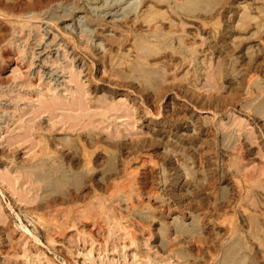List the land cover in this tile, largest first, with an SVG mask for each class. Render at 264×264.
<instances>
[{
    "label": "rangeland",
    "instance_id": "374dc122",
    "mask_svg": "<svg viewBox=\"0 0 264 264\" xmlns=\"http://www.w3.org/2000/svg\"><path fill=\"white\" fill-rule=\"evenodd\" d=\"M0 264H264V0H0Z\"/></svg>",
    "mask_w": 264,
    "mask_h": 264
},
{
    "label": "bare ground",
    "instance_id": "6f19581e",
    "mask_svg": "<svg viewBox=\"0 0 264 264\" xmlns=\"http://www.w3.org/2000/svg\"><path fill=\"white\" fill-rule=\"evenodd\" d=\"M104 11H105V10H104ZM114 11H115V10H114ZM116 11H117V10H116ZM107 12H108V11H107ZM107 12H106V13H107ZM98 13H99V12H98ZM110 14H111V13H110Z\"/></svg>",
    "mask_w": 264,
    "mask_h": 264
}]
</instances>
